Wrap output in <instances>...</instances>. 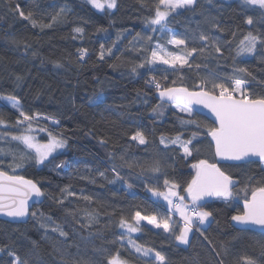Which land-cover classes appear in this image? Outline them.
Returning a JSON list of instances; mask_svg holds the SVG:
<instances>
[{"label":"trees","instance_id":"trees-1","mask_svg":"<svg viewBox=\"0 0 264 264\" xmlns=\"http://www.w3.org/2000/svg\"><path fill=\"white\" fill-rule=\"evenodd\" d=\"M6 2L7 0H0V97L18 100L21 108L26 106L45 111L49 116H56L60 121L57 126L41 120L33 121L32 126L40 123L39 127L46 129L47 133L51 131L54 135H62L67 139V147L64 152L49 157L51 163L46 161L43 165H37L34 159H25L15 168L14 173L9 167L12 157H0V169L8 171L9 174L35 180L41 188L43 185L48 187L43 190L46 193L43 203L31 211L37 215H31L26 224L0 218V248L6 251L12 248L21 258L27 257L33 264H73L81 259L89 261L90 264H106L104 256L94 251L103 247L110 252L119 251L127 264H143L148 258L140 257L127 247H120L119 243L110 242L115 239L113 233L123 232L118 227L120 216L130 220L136 211H140L142 215H157L159 218L169 216L170 213L164 204L151 198L148 188L158 187L164 191L165 178L184 187L195 174L192 164L200 159H207L209 162L215 159L214 148L203 126L197 129L190 125L189 130L184 132L185 138L189 137L192 131L200 133L198 140L193 141L199 151L194 150L192 156L184 158L181 149H164L160 145L161 134L174 135L180 129L176 117L183 114L166 106L164 115L154 118L151 109L160 103V100L156 97V89L145 81L155 75L162 84L170 85L172 80H176L177 87L188 86L191 89L193 83L198 82L195 72L203 74L209 69L184 68L181 70L183 80L172 74L173 69L162 68L158 64L152 65L154 72L144 68L139 69L140 75L130 74L132 63H138L139 56L135 52L125 51L124 45L136 33L152 35L155 44L159 33H152L145 22L154 15L158 0H144L145 6H142L141 0H117L116 9L104 12L97 11L87 0H14L20 11L26 15L28 12L32 13V19L37 21L36 27H33L31 20L23 19L19 11H8L4 6ZM200 3L202 8L195 15L185 13L174 20L169 17L168 27L182 34L186 29H197L199 23L201 28L212 31L216 36L231 40L229 47L233 49L232 56H235L236 46L248 30H253L254 34H264V15H261L264 10L248 6L242 11L240 0H212L211 3L200 0ZM61 8L67 11V15L53 22L51 17ZM200 12L215 17L217 23L227 31L217 32L210 29L202 23L204 17ZM248 17L253 19L251 26L245 22ZM40 24L52 26L41 28ZM75 27L84 29L82 36L73 31ZM117 33L123 35L113 51L121 56V59L116 60L106 55L105 60H99L100 45L104 44L106 48L110 46L116 40ZM231 33L236 34L235 38ZM73 36L76 39H73ZM160 42L170 52L180 51L165 41ZM80 47L88 49V56L84 61L77 58V49ZM54 62L59 63L61 67L57 68ZM111 64L115 67H110ZM236 65L246 68L255 77H245L248 81L247 87L257 94L264 93V63L260 62L259 54L238 57ZM210 67L217 72L231 74L233 59H222L218 66L215 61H211ZM165 75L168 76L167 81L162 79ZM17 76L22 77V80L18 82ZM0 100L5 105L9 103L7 99ZM67 111L71 113L63 117ZM13 112L10 117L4 119L13 126L8 131L18 135L26 130L27 122L16 125V120L22 118L19 113ZM194 116L203 124H212L202 115L194 113ZM137 130L146 133L148 144L140 145L130 139ZM2 131L4 129L0 128V132ZM7 139L10 141V137ZM39 139L46 141L45 136H40ZM101 139L107 143L101 144ZM0 147L30 151L17 141H0ZM110 154L116 157L115 161ZM121 154L142 165L150 163L158 156L170 166L163 167L160 173L146 172L144 175H138L139 168H119L127 183L132 184V188H128L122 180L108 183L109 179H115L111 169L113 163L120 165ZM62 162L64 166L57 168L56 164ZM224 170L241 180L246 175L259 176L258 164L252 165L251 168ZM100 171L105 172V178L99 177ZM39 172L53 175L55 181L36 179L35 176ZM85 175L94 177L97 183L80 178ZM65 186H70V190L77 193L83 191L90 194L94 200L89 205L76 197H69L72 203L69 204L66 200L63 207L96 209L99 212L100 224L91 229L81 228L65 215L62 207L52 199L53 196H58ZM181 194L186 195L182 189ZM242 196L241 192L236 199L228 203L219 199L207 201L205 210L213 213L205 232L208 240L193 230L190 246L177 245L168 233L149 225H142L144 231L130 235L136 243L152 247L164 255L166 264H217L213 247L221 253L225 264H234L236 258L244 256L264 260L260 248V245L264 244V233L241 231V227L231 220L233 215L243 210ZM173 218L177 222L176 227L182 226L179 218ZM41 224H46L47 227H41ZM105 224H110V230H105L104 239H101L97 235V229ZM56 225L67 232L66 240L60 237L58 232L51 231ZM12 259L0 252V260Z\"/></svg>","mask_w":264,"mask_h":264},{"label":"snow or ice","instance_id":"snow-or-ice-1","mask_svg":"<svg viewBox=\"0 0 264 264\" xmlns=\"http://www.w3.org/2000/svg\"><path fill=\"white\" fill-rule=\"evenodd\" d=\"M87 2L101 12L117 8V0H87ZM207 2L211 3L212 0H207ZM141 3L142 6H145L144 0H141ZM240 4L242 11L248 6L264 10V0H240ZM4 6L10 12L19 11V15L23 19L31 20L33 27L37 26V21L32 19V13L28 12L26 15L23 11H20L14 0H7ZM201 8L200 0H158L154 15L145 22L152 33L158 32L160 34L155 44H153L154 38L152 35L136 33L124 45L125 51L135 52L139 56V62H133L130 68V74L133 76L140 75L139 69L144 68L154 72L155 69L152 68V65L156 64L168 65L169 68L173 69L172 74L178 75L181 80L184 78V75L181 74V70L184 68L189 70L209 69L208 72L203 74L199 71L195 72L198 82H194L191 89L188 86L177 87L176 80H172L170 85L162 84L155 75L150 76L145 81L146 84L156 89L160 99V103L154 105L151 109L154 118L162 117L166 106L172 107L176 112L183 114L176 117L180 129L174 135L161 134L159 137L160 145L164 149H181L184 158L192 156L194 150L199 151L193 141L198 140L200 133L192 131L191 135L185 138L184 132L189 130L188 126L190 125H194L197 129L203 126L206 129V135L211 137L215 159L213 162L200 159L197 163L192 164L195 174L184 187L174 180L165 178L164 191H161L158 187L148 188L152 196L162 198L167 202L171 215L158 218L157 215H142L140 211H136L130 220L123 215L120 216L118 227L126 229V232L113 233L115 239L110 242L119 243L120 247H127L139 254L140 257L148 258L143 261V264H166V257L152 247L136 243L130 235L145 230L141 222L146 221L154 228L162 229L169 234L171 239L177 242V245L190 246V236L193 234V230L203 236L205 240H208L205 235L207 229L202 226L210 225L213 213L205 210L206 198H216L228 203L236 199L242 192L243 210L233 215L231 220L236 225L242 226L241 231L259 228L261 232H264V93L257 94L249 89L245 77L252 76V73L246 68L236 65L238 57L256 54H259L260 62L264 63V34H254L253 30H248L247 34L239 40L235 49V56H232L233 49L229 47L232 41L201 28L199 23L197 29H186L185 33L182 34H178L168 27L169 17L174 20L185 13L195 15ZM66 15L67 11L61 8L51 19L56 22ZM200 15L204 17L202 23L208 25L210 29H215L217 32L227 31L217 23L215 17L205 15L203 12H200ZM261 15H264V12ZM245 22L249 26L254 23L251 17H248ZM39 26L49 28L52 25L40 24ZM100 30L103 31L104 29ZM73 31L82 36L84 29L75 27ZM122 35V33H117L116 40L107 48L104 44L100 45L99 60H105L106 55L114 57L116 60L121 59V56L116 55L113 49L117 48ZM231 35L235 38L236 34L231 33ZM73 39H76V37L73 36ZM160 41H165L166 44L173 45L180 51L170 52ZM77 51L78 60L84 61L85 57L88 56V49L80 47ZM230 57L233 59L231 74H223L210 67L211 61H215L218 66L220 60H227ZM54 63L57 68L61 67L59 63ZM109 66L115 67L114 64ZM252 78L255 79L254 76ZM162 79L167 81L168 76L165 75ZM16 80L19 82L22 77L17 76ZM0 99H7L11 107L19 113V117L22 119L18 118L15 122L16 125L27 122L25 134H12L8 129L13 126L0 114V128L4 129L0 132V141L5 143L17 141L22 143L25 149L30 150L0 147V157H12V164L9 167L12 168L13 173L15 168L20 166V162L25 159H34L37 165H43L46 161H49V157L58 149L67 147V139L62 135H54L51 131H48L47 143L37 142L35 136L30 133L33 131V119L35 118L39 122L41 114L25 112L19 101L11 97H0ZM194 105H200L211 113V116L214 117L211 125L203 124L202 121L195 118ZM43 119L50 120L53 124L60 123L54 115H44ZM41 131L47 130L41 129ZM8 137H10V141H8ZM130 139L140 145L149 143L148 136L141 130H137ZM100 143L106 144L107 141L101 139ZM110 156L115 161L116 157L112 154ZM119 160L121 161L120 165L113 163L111 169L115 179H109L108 183L122 180L128 188H132V184L127 183L126 178L118 170L119 168L127 167L130 170L139 168L138 175H144L146 172L160 173L163 167L170 166L166 165V162L158 156L146 165L127 159L124 154L119 156ZM254 164L259 165V176L246 175L243 180L234 178L231 173L224 170L225 168H251ZM63 166V162L56 164L57 168ZM98 175L105 178V172L103 171L98 172ZM80 178L88 179L91 183H97L94 177L85 175ZM181 189L186 195L181 194ZM45 195V191L32 180L24 179L23 176L17 174H9L8 171L0 169V215L23 218L29 214V200L35 197L34 203H42L43 201L40 198ZM69 197H76L89 205L94 200L92 195L85 194L83 191L77 193L70 190V186L62 188L60 194L53 196L52 199L54 203L62 207L65 215L70 217L73 223L79 224L81 228L91 229L100 224L99 212L96 209L63 207L66 200L69 204L72 203ZM177 214L182 222L180 227H176L177 222L172 220V216ZM31 215L35 217L37 213L32 212ZM41 227L46 228L47 225L41 224ZM105 230H110V224H105L102 228L97 229V235L101 239H104L103 232ZM51 231L58 232L60 237L67 239V232L59 225L53 226ZM209 244H211V241H209ZM260 248L261 255L264 256V244H261ZM56 250L60 251L59 249ZM94 251L104 256L106 264H127L119 251L110 252L103 247L96 248ZM212 251L216 253L217 264H225V259L220 252L216 251L215 247L212 248ZM0 252L13 258L10 261L0 260V264H33L29 258H21L12 248H8L7 251L0 248ZM226 254L227 250H225ZM61 255L63 256L62 252ZM73 264H90V262L81 259L74 261ZM234 264H264V260L244 256L236 258Z\"/></svg>","mask_w":264,"mask_h":264},{"label":"rangeland","instance_id":"rangeland-1","mask_svg":"<svg viewBox=\"0 0 264 264\" xmlns=\"http://www.w3.org/2000/svg\"><path fill=\"white\" fill-rule=\"evenodd\" d=\"M225 1H233V0H225ZM96 10H97V9H96ZM97 11H98V10H97ZM178 11H180V10H178ZM99 12H101V11H99ZM158 35L160 36V34H158ZM158 65H160V67H162V68H166V69L169 68L168 65H163V64H158ZM22 109H23L25 112L29 113V114L40 113V114H41V117L39 118V120H41V121H48L49 124L54 125V126L59 125V124H53L50 120H44V119H43V116H44V115H48L45 111L30 109V108H28V107H26V106H23ZM13 111H15V109L11 107V104H10V103H8V105H5V104H3V102L0 100V114L3 115V118L10 117V116L14 113ZM70 113H71L70 111H67V113L63 114V117H67ZM181 114H182V113H181ZM48 116H49V115H48ZM33 121L36 122L37 120L34 118ZM33 121H32V122H33ZM34 125H35L34 127L32 126L33 131H32L30 134L33 135V136H35L37 142H39V143H47V141H48V133H47L46 131H41L42 128L39 127V125L41 126L40 123H38V124H34ZM25 132H26V130H25L23 133H21V134H25ZM40 136H45V137H46V141H40V139H39ZM65 150H66V148H64V149H58L55 153H53V155L58 154V153H62V152H64ZM53 155H52V156H53ZM50 157H51V156H50ZM35 178L38 179V180L55 181V177H54L53 175H51V174H47V173H45V172H39V173H37L36 176H35ZM42 188H43V190L48 189V187H47L46 185H43ZM149 193H150V196H151V198H152L153 200H155V201H159V202L163 203L164 206H165V208H166V210L169 212V210H168V206H167V202H166V201H164L162 198H157V197L152 196L151 192H149ZM169 213H170V212H169ZM170 215H171V213H170ZM174 216H176L177 218H179L178 214H177V215H174ZM174 216H172V220L174 219V218H173ZM158 218H159V217H158ZM180 222H181V221H180ZM181 223H182V222H181ZM141 225H149V224H147L146 221H142V222H141ZM149 226H151L152 228H154L152 225H149ZM207 226H208V225L206 224L205 226H202V227L206 228ZM154 229H156V228H154ZM121 230H122L123 232H126V229H121ZM158 230H160V229H158ZM161 230H162V229H161ZM137 233H138V232H137ZM137 233H132V235H136ZM138 255H139V254H138Z\"/></svg>","mask_w":264,"mask_h":264},{"label":"water","instance_id":"water-1","mask_svg":"<svg viewBox=\"0 0 264 264\" xmlns=\"http://www.w3.org/2000/svg\"><path fill=\"white\" fill-rule=\"evenodd\" d=\"M156 97H157L158 100H160V99H159L158 92L156 93ZM193 108L195 109V112H194V113L206 117L208 120H210V121L213 123L214 117L211 116V113L208 112L207 109H204V108H203L202 106H200V105H194ZM208 138H209V140H210V142H211V137L208 136ZM213 148H214V147H213ZM24 179L32 180V179L25 178V177H24ZM32 181L36 183L35 180H32ZM38 186H39V185H38ZM42 190H43V189H42ZM35 199H36V198L33 197L32 200H29V202H28V203H29V214H28L27 216H25V217H23V218H12V217H7V216L0 215V218H2V219H6V220H8V221H11V222H14V223H17V224H26V223L29 221L30 217H31V211L33 210V208H34L35 206H39V205H41V204L43 203V202H42V203H34ZM40 199H41L42 201H44V197H41ZM209 199H216V198H206V201H208ZM238 226H239V227H242V226H240V225H238ZM251 231L258 232V233H264V232H261V230H260L259 228H255L254 230H251Z\"/></svg>","mask_w":264,"mask_h":264}]
</instances>
